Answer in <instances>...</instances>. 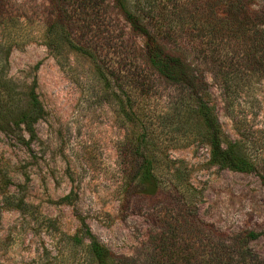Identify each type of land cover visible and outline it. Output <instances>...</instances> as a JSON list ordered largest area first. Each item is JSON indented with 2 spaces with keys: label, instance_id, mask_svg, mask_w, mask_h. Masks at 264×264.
<instances>
[{
  "label": "rangeland",
  "instance_id": "rangeland-1",
  "mask_svg": "<svg viewBox=\"0 0 264 264\" xmlns=\"http://www.w3.org/2000/svg\"><path fill=\"white\" fill-rule=\"evenodd\" d=\"M250 1L253 9L264 4ZM179 32L181 43L196 39L192 31ZM147 41L115 0H0L4 75L19 103L34 87L45 110L33 139L24 129H0V264H91L73 239L86 226L133 264L156 254L168 263L170 251L180 264H207L211 238L227 242L245 229L264 230L258 172L221 167L207 141L190 129L174 130L173 118L193 113L178 110V89L149 62ZM90 45L108 80L81 48ZM211 48L198 58L191 49L184 53L208 80L225 137L240 139L238 126L245 133L264 130V74L248 68L238 95L228 97L216 77L228 49L214 54ZM142 123L159 142L160 188L154 193L151 183L145 186L152 194L134 176L132 142ZM247 142L264 166V131ZM172 181L192 187L190 198L170 191ZM250 246L264 257V234Z\"/></svg>",
  "mask_w": 264,
  "mask_h": 264
},
{
  "label": "trees",
  "instance_id": "trees-1",
  "mask_svg": "<svg viewBox=\"0 0 264 264\" xmlns=\"http://www.w3.org/2000/svg\"><path fill=\"white\" fill-rule=\"evenodd\" d=\"M252 2L250 0H175L170 2L172 3L170 5L159 0H115L132 28L146 35L148 59L153 68L178 89V110L184 108L188 109L187 113H193V117L180 115L178 119L173 118L171 121L177 125L174 130L177 133H183V130L185 133L190 129L196 136L208 142L212 159L216 164L236 171H256L264 186V170H260L263 160H260L257 152H252L251 149V143L256 141L247 142L249 134L257 138V135L264 130L249 129V132L245 133L238 126L241 138L235 141L228 140L216 113L212 101L213 93L206 76L200 67H196L194 62L187 59L184 53L185 49H191L198 58L202 53L204 54L205 48L213 46L211 49L214 54L218 50L228 49L226 59L216 66V77L221 81L225 95L228 97L238 95L241 85L248 80L247 72L251 67H253L252 71L258 69L264 74V4L253 9ZM156 6L161 12L156 11ZM174 22L179 26L180 31H192L191 34H196V39L181 43L179 30L173 27ZM81 48L98 64L102 76L108 80L109 73L101 67L97 47L90 45ZM234 57L238 58L235 62ZM2 60L3 56H0V129L10 132L24 129L29 133L30 139H33L37 136L36 123L44 117V106L34 87L29 91L25 104L22 105L17 101L15 97L18 93L4 75ZM227 62L229 64L224 65ZM128 103L133 105L130 96ZM242 118L245 120L244 117ZM165 119L169 121V116ZM148 130L147 124L142 123L143 133L131 142L133 156L136 159L134 176L138 184L144 188V192L152 194L151 189L145 186L151 183L154 193L160 188L155 170L157 158L155 148L159 142L153 135L154 130ZM262 168L264 169V166ZM172 182L174 183L169 185L170 191H177L190 198L192 187L190 188L188 184ZM185 203L190 205L187 200ZM263 234L264 230L245 229L242 233H236L227 242L223 239L215 241L211 238L207 244L208 252L205 260L207 264H264V257L255 253L250 246L251 241ZM73 239L76 244L85 246L91 264H133L129 258L116 255L103 245L89 226H86L85 233L77 234ZM188 242L191 244L190 239ZM191 249L195 252L196 247L191 245ZM170 254L168 263H160V258L157 259L156 254L155 257L150 255L151 259L147 264H180V256L174 251H170Z\"/></svg>",
  "mask_w": 264,
  "mask_h": 264
}]
</instances>
